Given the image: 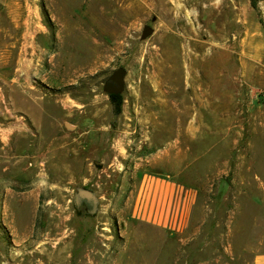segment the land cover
<instances>
[{
	"label": "rangeland",
	"instance_id": "1",
	"mask_svg": "<svg viewBox=\"0 0 264 264\" xmlns=\"http://www.w3.org/2000/svg\"><path fill=\"white\" fill-rule=\"evenodd\" d=\"M28 44L53 71L31 80L38 98L73 111L16 131L0 120V264H250L264 251V0H0V96ZM119 68L115 114L103 85ZM189 133L188 228L145 233L125 216L132 176ZM78 189L94 213L76 210Z\"/></svg>",
	"mask_w": 264,
	"mask_h": 264
},
{
	"label": "crops",
	"instance_id": "2",
	"mask_svg": "<svg viewBox=\"0 0 264 264\" xmlns=\"http://www.w3.org/2000/svg\"><path fill=\"white\" fill-rule=\"evenodd\" d=\"M40 23V18L24 21L23 25L26 28L30 27L23 35H37L35 27ZM13 26H16L15 21ZM28 46L20 49L16 67L1 74V76H7L10 83L7 88V97L0 96V120L9 121L6 129L8 131H16V122L20 119L35 124L32 120L33 114L37 116L39 114L42 119L50 120V123L55 126L63 119L64 108H67L66 112L73 111L71 104H65V99L38 98V90L32 85L31 80L39 77L51 83L49 77L53 71L47 69L48 66L44 60L40 59L35 51L33 52L31 45L28 44ZM42 69H45L44 73ZM21 89L23 95H21ZM30 105H33L36 110H31ZM184 137L187 138V144L182 145L179 139L174 138L168 141L163 149L143 157L141 159L143 163L138 165L142 171L137 170L135 176H132L135 184L124 202L131 211L125 216L129 215L132 221L146 227L145 233L151 231V233L164 232L172 235L182 233L188 228L191 214L187 210L193 200H191V193L185 191L188 187L179 181L177 174L183 170L177 168V165L186 164V158L190 157V153L187 154L186 151H190V142L195 140L197 135L189 133L184 134ZM6 145L9 150L12 148L9 142ZM6 145L4 144V148ZM182 156L184 160H181ZM253 253L250 264H264V251L254 250Z\"/></svg>",
	"mask_w": 264,
	"mask_h": 264
},
{
	"label": "water",
	"instance_id": "3",
	"mask_svg": "<svg viewBox=\"0 0 264 264\" xmlns=\"http://www.w3.org/2000/svg\"><path fill=\"white\" fill-rule=\"evenodd\" d=\"M153 30L148 26H145L142 31L141 38L145 39L152 34ZM126 72L124 69L119 68L115 70L105 81L103 85V91L108 95H121L124 90V80ZM74 200L78 202L79 200H88L92 203L93 207L96 205V198L93 192L85 189H78Z\"/></svg>",
	"mask_w": 264,
	"mask_h": 264
},
{
	"label": "flooded vegetation",
	"instance_id": "4",
	"mask_svg": "<svg viewBox=\"0 0 264 264\" xmlns=\"http://www.w3.org/2000/svg\"><path fill=\"white\" fill-rule=\"evenodd\" d=\"M73 203L75 204L76 210H79V211L83 210L87 214L94 213V211L96 210V207H97V200H96L95 207H93L92 203L89 202L88 200H79L78 202H76L74 200Z\"/></svg>",
	"mask_w": 264,
	"mask_h": 264
},
{
	"label": "trees",
	"instance_id": "5",
	"mask_svg": "<svg viewBox=\"0 0 264 264\" xmlns=\"http://www.w3.org/2000/svg\"><path fill=\"white\" fill-rule=\"evenodd\" d=\"M253 7L255 6V2L252 3ZM110 102L113 106L114 113L119 114L121 112L122 99L120 95H110Z\"/></svg>",
	"mask_w": 264,
	"mask_h": 264
},
{
	"label": "bare ground",
	"instance_id": "6",
	"mask_svg": "<svg viewBox=\"0 0 264 264\" xmlns=\"http://www.w3.org/2000/svg\"><path fill=\"white\" fill-rule=\"evenodd\" d=\"M23 204H25V203H23ZM23 207H26V206H23ZM25 211V210H24Z\"/></svg>",
	"mask_w": 264,
	"mask_h": 264
}]
</instances>
